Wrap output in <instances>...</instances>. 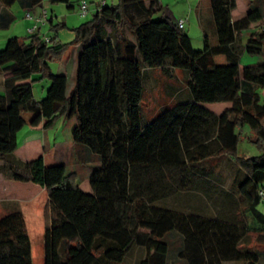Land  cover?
I'll list each match as a JSON object with an SVG mask.
<instances>
[{
	"label": "trees",
	"instance_id": "16d2710c",
	"mask_svg": "<svg viewBox=\"0 0 264 264\" xmlns=\"http://www.w3.org/2000/svg\"><path fill=\"white\" fill-rule=\"evenodd\" d=\"M48 1L72 7L70 0ZM14 5L33 9L42 0H0V31L14 22ZM235 6L236 0H209L211 20H201L203 48L195 50L175 20L154 17L159 0L100 3L73 29L70 44L79 54L68 93L66 79L53 77L48 63L61 59L67 44L54 37L45 42L40 31L27 42L7 40L0 50V71L7 73L0 92L1 172L45 187L44 264H121L133 247L145 251L138 264H264V214L258 210L264 200V62L240 69L243 52L264 53V0H252L232 21ZM216 56L225 63L216 64ZM158 68L183 70L187 93L145 117V75ZM35 74L50 80L39 100L29 95ZM219 102L230 103L220 114L203 106ZM25 112L33 115L31 126L43 129L59 117H75L73 143L99 160L89 176L92 194L83 193L74 173L45 186L42 156L28 162L14 156ZM243 126L259 155L237 154ZM222 159L234 167L236 211L204 217L167 206L182 194L231 199L211 162ZM249 233L259 248L243 247ZM0 264H33L21 213L0 218Z\"/></svg>",
	"mask_w": 264,
	"mask_h": 264
},
{
	"label": "rangeland",
	"instance_id": "374dc122",
	"mask_svg": "<svg viewBox=\"0 0 264 264\" xmlns=\"http://www.w3.org/2000/svg\"><path fill=\"white\" fill-rule=\"evenodd\" d=\"M84 1L87 4V14L84 16L79 15V4ZM105 2L106 5H111L115 0H70L71 8L67 7L65 3H50L48 0H42L44 8L47 10L52 23L47 22L41 27L40 33L43 36L54 37L55 40L61 44H67V48L63 51L61 59H54L49 61L50 70L53 77H64L67 79V93L71 90L75 83V71L76 63L79 54V48L70 44L74 39L73 29L78 27L80 24L89 20L94 14L97 6ZM198 0H159L161 6V11L156 12L155 18H160V16L165 11H170L174 18L180 16L187 19L189 15V9L194 8ZM207 0L201 2L203 12L206 13ZM191 5V6H190ZM244 6L243 0H240L237 11H241V7ZM16 12L21 13L15 18L14 22L6 29L0 31V50L4 48L7 40L10 37H18L23 39L25 42L28 41L27 28L30 25H26L27 19L23 18L21 9L14 6L13 8ZM35 13L39 12V7L35 8ZM177 20V19H175ZM191 30L187 32L191 39L192 47L195 50H201L203 48V38L202 32L195 14L190 15ZM186 21V20H185ZM188 23V22H186ZM59 24H64V27H57ZM257 29L256 26H252L251 31ZM250 31H245L241 34L240 41L244 43ZM128 36L133 39L131 34ZM216 64H224L225 59L223 56L215 57ZM258 62H264V53L260 55H249L243 52L241 55L240 63L242 66L245 64H255ZM4 72L0 71V92H2V80L4 78ZM32 87L29 95L35 98L41 99L46 94V89L50 84L49 79H41L38 74L31 77ZM187 74L180 69L162 70L161 68L148 70L145 75L144 80V94L142 101V109L145 117H153L160 112L162 109H167L172 107L178 100V98L183 97L187 93ZM264 93V92H263ZM204 107L212 111H221L224 107L230 106L224 103H205ZM76 123L75 117L66 119L59 117L55 120L53 126L49 129L40 128H29L28 126H23L16 132L17 137V152H20L23 156H30L36 158L46 156V173H44V185H48L54 181L63 178L69 173H73L74 168L72 164H68L66 160L62 157L55 158V152L60 148L56 146L58 142L72 141L71 132L72 128ZM264 125V120H263ZM242 136L237 147V154L239 156L253 157L260 154L258 148L255 144L248 140V136L251 135V130L247 126L241 128ZM66 144V143H65ZM32 146V148H27ZM26 148V149H25ZM66 150V147H63ZM14 151V152H15ZM34 151V152H33ZM26 157V158H27ZM65 158V157H63ZM57 159V160H56ZM63 160V161H62ZM213 165L217 173L220 175L221 183L223 185V190L231 195V199L226 197H221L216 199L217 201H210L200 196H192L182 194L180 198H177V205H167L182 211L184 213H197L215 217L220 210L232 212L237 206L232 202H237V195L231 188V181L233 177V165L228 163L225 159L220 161L212 160ZM2 161L0 160V181L6 178L1 172ZM51 166V167H50ZM50 167V168H49ZM61 167L60 169H57ZM54 168L56 170H54ZM82 169V166L80 167ZM82 187H84V182L78 181ZM15 185H24L20 181H11ZM13 184H10L11 193L7 191V188L0 187V197H4L3 200L0 199V218L7 215L9 209H12L14 205L16 207L21 206L23 200H28L33 202L35 198L28 193L24 194L23 191L16 192L17 188H12ZM39 186V185H38ZM41 187V186H40ZM19 188V187H18ZM38 193L40 191H37ZM37 195L39 196L40 194ZM31 194V193H30ZM10 201H9V200ZM14 201V202H13ZM222 202V203H221ZM243 208L239 207L237 213L242 211ZM258 210L264 214V200L258 206ZM43 209L37 210V224H34L30 230L31 238V260L33 264H44V217ZM248 220V219H247ZM243 247L246 249H257L259 248L256 242V234L249 233L246 239L243 241ZM145 252L144 250L133 247L131 251L127 254L124 261L121 264H138L140 259L143 258ZM173 261V260H172ZM169 263H171L169 259ZM234 264V263H226Z\"/></svg>",
	"mask_w": 264,
	"mask_h": 264
},
{
	"label": "crops",
	"instance_id": "0c3cea01",
	"mask_svg": "<svg viewBox=\"0 0 264 264\" xmlns=\"http://www.w3.org/2000/svg\"><path fill=\"white\" fill-rule=\"evenodd\" d=\"M202 1L203 0H198V2L195 4L194 8H192V6L190 5L191 8L189 9V15H188L187 19H184V17H182V16H180L178 18H174V16L171 14L170 11L163 12V14L160 17H168V18H171L173 20H175V19H184V20H186L184 29H185L186 32H189L191 30V26H190L191 22H190L189 19H190V15H192V13H193L196 16V18L198 20V23H199V26H200V29H201V20H204L205 22H210V20H211V13H210V8H209V0H207V4H206V13L203 12L204 10H203L202 5H201ZM251 1L252 0H243L244 6L241 7V11L240 12H236L237 8H238V5H239V2H240V0H236V6L231 11V19H232V21H236V20L240 19L241 17H243L245 15L247 7H248V5H249V3ZM14 6H16L19 9H21L23 18L25 19L24 13H25L26 9H24L23 7H20L19 5H14ZM14 6L12 7V12L14 13V15H15V17L17 19V16L19 14H21V13L16 12L13 9ZM42 6H43V4H42ZM35 8H37V7H35ZM35 8L32 9L33 12H35V10H36ZM160 8H161V6H160ZM155 14H154V16H155ZM25 22H27L26 25H30V22L28 20L25 21ZM186 22H188V23H186ZM51 23H52V20H51ZM201 32H202V30H201ZM202 38H203V36H202ZM4 76H7V73H4ZM29 81H31V79H29L28 82ZM66 81H67V79H66ZM66 91H67V82H66ZM35 99H37V98H35ZM219 103H224V104H228L229 105L228 102H219ZM226 107H229V106H226ZM226 107H224L219 112H217V111H214V112L217 113V114H220ZM22 116H23V118L25 120V126H28L29 128H33L34 127V128L43 129L41 123L39 125H37V126H31L30 125L31 118L33 116L31 113L25 112V113L22 114ZM16 141H17V137H16ZM56 146L60 148V151L58 152V150H56L55 158L62 157V159L66 160V162L69 165L72 164V166L75 167L74 168L75 172H73V173L76 174L77 181H81V183L85 181L84 182V187H82L81 184L78 182L81 190L85 194H92V188H91L90 183H89V176H90L91 171L95 167H97L99 165L98 158L95 155L91 154L89 151H87V150H85V149H83L81 147L77 148L75 146V144L73 143V141H71V142L70 141L58 142L56 144ZM64 146L66 147L65 151L63 150ZM27 148H32V146L27 147ZM17 151L14 152V156L17 159H19V160H21L23 162H28V161H31V160L35 159V158L30 157V156H28V157L27 156H23L20 152H17ZM63 157H65V158H63ZM45 158H46V156L43 158V161H44V173H46V164H47V159H45ZM81 166H82V169L80 168ZM60 168L61 167H59L57 169H60ZM54 170H56V169L54 168ZM59 180H57V181H59ZM11 181H14V180H9L7 178L2 179L0 181V187L1 188H7V191H9V193H11L12 190H11V187H9V185L13 184L12 188H17L16 192L23 191L24 194L28 193V195H32L35 198V200L33 202L28 201V200H23L22 203H21V206H19V207L17 206L16 207V205H14L13 208L9 209L10 211H8V214L14 213V212H18V213L22 214V216H23V218L25 220V223H26L27 232H28V235H29L30 243H31V238H30V236H31L30 233L31 232L29 230V227L32 228V226L34 224H37V210H38V208L41 209V210L43 209V213L42 214H43V217H44V229H45V226H46L47 221H48L47 217L45 215V207H46L47 200H48V197H47V194H46V190H45V187H40L37 184H34V183L30 182V181H26V182L20 181V182H22L24 184L22 186L15 185L14 183H11ZM54 182H56V181H54ZM37 191H40V192L38 193ZM37 193L40 194V195L38 196ZM3 198L4 197H2V198L0 197L1 200H3ZM203 216L204 217H210V216H206V215H203ZM260 263L263 264L262 262H260ZM234 264H238V263H234Z\"/></svg>",
	"mask_w": 264,
	"mask_h": 264
},
{
	"label": "built area",
	"instance_id": "2783aa9c",
	"mask_svg": "<svg viewBox=\"0 0 264 264\" xmlns=\"http://www.w3.org/2000/svg\"><path fill=\"white\" fill-rule=\"evenodd\" d=\"M103 4V2H101ZM87 4L84 1H81L79 4V15L84 16L87 14ZM25 19L30 22V26L27 28L28 34H35L41 30V27L44 26L47 22H49L50 17L47 10L44 6H39V12L36 14L32 11V9H27L24 13ZM177 26L180 29H184L185 20L184 19H177L175 20ZM49 37L43 36V40L45 42H49ZM259 197L264 199V191L259 192Z\"/></svg>",
	"mask_w": 264,
	"mask_h": 264
}]
</instances>
